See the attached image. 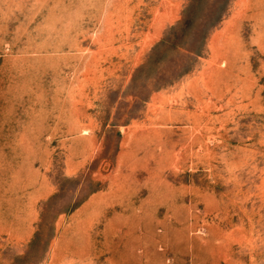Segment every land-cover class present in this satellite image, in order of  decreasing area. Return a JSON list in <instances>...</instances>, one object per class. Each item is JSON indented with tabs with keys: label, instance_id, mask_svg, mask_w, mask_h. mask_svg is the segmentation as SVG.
Returning a JSON list of instances; mask_svg holds the SVG:
<instances>
[{
	"label": "rangeland",
	"instance_id": "374dc122",
	"mask_svg": "<svg viewBox=\"0 0 264 264\" xmlns=\"http://www.w3.org/2000/svg\"><path fill=\"white\" fill-rule=\"evenodd\" d=\"M106 246L264 264V0H0V264Z\"/></svg>",
	"mask_w": 264,
	"mask_h": 264
},
{
	"label": "bare ground",
	"instance_id": "6f19581e",
	"mask_svg": "<svg viewBox=\"0 0 264 264\" xmlns=\"http://www.w3.org/2000/svg\"><path fill=\"white\" fill-rule=\"evenodd\" d=\"M70 243H73V239L70 241ZM70 246V245H69ZM70 248V247H69ZM72 250H70V252L75 255V256H79L81 259H86L89 256L93 255L96 253V250L94 248H92L90 245H83V246H78L76 244L73 243V246L71 248ZM57 252V251H56ZM60 252V251H59ZM69 252V251H68ZM69 252V253H70ZM99 253H106L109 254V258L110 261L114 262L115 261V254H114V250L111 247H107L103 250H101V252L99 251ZM119 260H117V262H114V264H118Z\"/></svg>",
	"mask_w": 264,
	"mask_h": 264
}]
</instances>
